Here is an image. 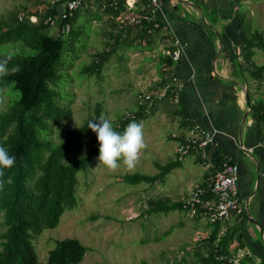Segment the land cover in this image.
<instances>
[{"label":"trees","instance_id":"trees-1","mask_svg":"<svg viewBox=\"0 0 264 264\" xmlns=\"http://www.w3.org/2000/svg\"><path fill=\"white\" fill-rule=\"evenodd\" d=\"M238 1L232 0V2ZM100 4L112 19H117V22H114L117 26L113 23L115 27L109 32L112 40L108 44V49L95 53V57L82 68L83 71H100L118 42H126L125 44L129 46L137 41L139 45L142 43L150 47L158 39L156 45H159L161 49H167L170 52L173 50V37L167 32L166 26L153 19L149 11L152 6L148 5V1L139 0L136 3V7L131 11L138 13L140 17L137 21L130 23L117 18L121 12H127L124 0H100ZM76 11L77 8L67 19L70 24L69 29L65 33L59 32L55 35L46 31L48 24L43 22L47 14L56 13L53 6L45 5L43 11H38L37 8H26L21 18L14 15L12 21L0 26V44L18 42L28 49L27 52L21 50L12 53L0 50V59L8 55L12 56L9 68L19 65L21 69L16 74L0 78V90L6 87L14 95L7 107L0 112V146H4L9 154L16 158L15 166L5 169V176L2 178L6 181L11 177L12 183H5L0 190L2 216L0 264H72L78 262L86 250V246L77 238L66 236L55 239L53 246L47 251L45 260L41 261L37 258L31 240L43 228L56 226L62 211L74 206L76 172L87 166L93 154L99 153L96 134L88 128L90 122L99 120L100 116L97 112L93 116L85 117L80 124L63 129L62 139L59 141L53 142L49 138L52 125L69 119L71 115L68 105L59 100L61 94L54 85L62 77L59 70L71 65L82 45L78 43L77 36L80 28H72ZM29 13L37 14L38 20L29 21L27 18ZM98 17L96 15V18ZM238 21L240 24L243 21L240 15H238ZM132 30L135 34L129 37ZM64 34L68 36L66 42ZM241 34L243 36L239 44L241 61L233 60V63L244 66L252 79L262 81L264 64L255 63L252 57L256 49L264 51V34L256 29L242 30ZM162 40H168V42L160 45ZM76 47H78L77 50ZM65 55L68 56V60L64 59ZM158 56L162 74L158 86L165 87V90L159 98L155 97V94L149 95L155 97L154 100L170 98L172 102V93L179 91L175 85L176 60L172 59L170 54L162 53L161 50ZM245 90L248 94L250 113L256 122L260 137L258 139H264V99L251 97L247 86ZM153 103L155 104L151 102V105L149 104L146 108L144 104H138L131 116H123L113 123L114 129L122 133L130 122L145 117ZM173 103L175 106L172 112L178 116L179 126L183 131L193 125V121L181 104L179 94L177 101ZM174 139L180 140V133ZM68 154L71 156L69 157ZM221 160L222 158L219 157L213 164L214 170L219 167ZM154 164L158 169L156 173H124L120 175V179L131 184L140 181L151 182L158 176L162 177L173 167L179 166L180 160L174 158L164 163L154 162ZM213 173L214 171L210 176ZM207 178L199 183L203 185ZM211 197L209 192L202 196V198ZM148 202L153 203L148 207L149 212L184 208L182 201L179 200L171 203H167L164 199H156L153 202L148 200ZM202 210L203 208H198L194 216L202 217ZM238 216V226H241L245 216L243 213H238ZM206 224L208 231L199 239L200 246L195 251L196 262L229 264V259L237 254V248L243 245L239 232L236 238L235 228L226 225L222 229L219 220L206 222ZM233 238L237 239V244L231 252L228 246ZM248 249L251 253L254 252L252 247ZM244 253L240 256L241 264L246 256Z\"/></svg>","mask_w":264,"mask_h":264},{"label":"rangeland","instance_id":"rangeland-1","mask_svg":"<svg viewBox=\"0 0 264 264\" xmlns=\"http://www.w3.org/2000/svg\"><path fill=\"white\" fill-rule=\"evenodd\" d=\"M41 5L43 3L37 0H0V26L12 21L14 15L22 14L26 8ZM236 8L246 31L256 29L264 34V0H242ZM114 22L117 19L104 11L100 0H82L78 6L72 28H80L77 36L82 45L75 48L78 55L71 65L59 70L62 77L54 85L61 94L59 100L68 105L71 115L52 125L49 138L59 141L63 129L80 124L96 112L115 123L123 116H131L138 104L146 108L155 102L145 117L134 120L143 124L147 147L131 171L153 174L158 171L154 162L178 158L175 139L170 133H182L179 118L172 112L175 103L170 98L154 100L155 97L150 96L163 88L158 86L162 76L158 61L161 47L155 42L150 47L139 45L137 41L129 46L126 42H118L100 71L82 70L95 53L108 49L112 40L109 32L117 26ZM46 31L56 34L52 27H47ZM134 34L132 30L128 36ZM64 38L66 42L68 36L64 34ZM0 50L8 53L28 51L18 42L0 44ZM63 57L68 60L67 55ZM252 58L255 63L264 64V51L256 49ZM234 65L241 67L237 63ZM244 79L251 97L264 99V72L262 81L246 73ZM147 94L150 98L142 99ZM13 96L6 87L0 90V112ZM98 155L93 154L87 166L76 172L74 206L62 211L56 226L43 228L32 237L37 258L44 261L55 239L68 236L86 246L82 258L72 264H200L196 262L195 251L200 246L199 239L206 234L204 224L200 223L203 218L190 215L184 208L148 211L153 204L148 200L164 199L171 203L184 199L188 184L195 181L192 163L173 167L151 182L131 184L120 179V175L131 173L123 165L115 171L97 167ZM184 157L183 161L191 158L188 154ZM1 219L0 214V222Z\"/></svg>","mask_w":264,"mask_h":264},{"label":"crops","instance_id":"crops-1","mask_svg":"<svg viewBox=\"0 0 264 264\" xmlns=\"http://www.w3.org/2000/svg\"><path fill=\"white\" fill-rule=\"evenodd\" d=\"M239 2L242 0H155L148 1V5L153 7L150 12L153 19L166 26L177 40L176 46L173 44L179 52L174 71L181 104L193 123L214 130L212 142L202 149L182 156L175 152L180 166L191 162L194 182H200L214 171L213 164L219 157L237 163L238 192L246 201L245 219L238 226V214L231 213L220 226L235 228L236 238L239 232L243 245L236 252L241 255L245 252L243 264H264V139H258L256 122L248 106L245 89L250 87L244 79L247 70L233 63L241 61V31H246L236 13ZM167 42L162 40L159 44ZM187 154L191 158L183 161ZM200 221L207 233L208 225L203 219ZM236 238L229 243L231 252ZM249 247L254 249L253 253Z\"/></svg>","mask_w":264,"mask_h":264},{"label":"built area","instance_id":"built-area-1","mask_svg":"<svg viewBox=\"0 0 264 264\" xmlns=\"http://www.w3.org/2000/svg\"><path fill=\"white\" fill-rule=\"evenodd\" d=\"M39 1V0H37ZM137 0H124L126 13L121 12L117 18L120 20H126V22L137 21L140 17L138 13L131 11ZM149 2H155V0H148ZM43 3L38 11H43V7L53 6L56 9V13L47 14L44 17L43 22H47L48 27L55 29L56 33L62 32L65 33L70 24L67 19L73 14L74 10L78 8L82 0H40ZM150 6V5H149ZM148 6V7H149ZM153 7L149 8V11L152 12ZM24 15L18 14L17 17L21 18ZM144 17H147L144 15ZM27 18L31 22H36L38 16L35 13L27 14ZM173 44L176 46L177 40L173 38ZM162 53L170 54L172 59L178 58V49L176 47L170 52L167 49H161ZM176 85V84H175ZM178 89V86H176ZM165 87L161 91L155 93V97L159 98L162 96ZM178 92L172 93V100L177 101ZM150 98L147 94L142 99ZM214 130H210L207 127L199 124L193 123L190 127L182 131L181 139H175L176 144V153L179 156L184 155L192 150H200L206 144L212 142ZM178 133L172 132L171 136L176 137ZM240 149L244 150V146L240 144ZM237 178H238V166L234 161L229 160L228 158H223L219 164V167L214 170V173L209 176L203 185L199 182H194L191 184L190 189L188 190L187 195L182 199V206L189 211L190 215H195L198 208H203L202 217L205 222H215L228 218L231 213H245L246 204L243 197L238 192L237 187ZM209 192L211 198H202V196ZM240 253L233 255L229 259V264H241L240 263Z\"/></svg>","mask_w":264,"mask_h":264},{"label":"clouds","instance_id":"clouds-1","mask_svg":"<svg viewBox=\"0 0 264 264\" xmlns=\"http://www.w3.org/2000/svg\"><path fill=\"white\" fill-rule=\"evenodd\" d=\"M11 59V55L0 59V78L16 74L21 70L19 65H13L9 68ZM88 128L96 134L99 144L97 167L115 171L123 165L129 172L136 168L142 150L147 147L142 123L132 121L121 133L114 129L110 119L101 116L98 121L90 122ZM15 163V156L10 155L4 146H0V190L3 189L5 183H12L11 177L6 181L2 178L5 176L4 170L13 168Z\"/></svg>","mask_w":264,"mask_h":264}]
</instances>
